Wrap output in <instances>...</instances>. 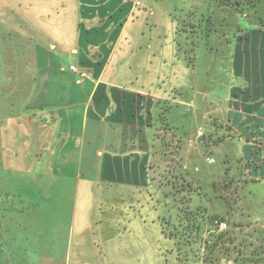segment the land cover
Masks as SVG:
<instances>
[{
	"label": "crops",
	"instance_id": "crops-1",
	"mask_svg": "<svg viewBox=\"0 0 264 264\" xmlns=\"http://www.w3.org/2000/svg\"><path fill=\"white\" fill-rule=\"evenodd\" d=\"M136 1L30 0V30L27 38L21 35L31 67L24 72L25 87L15 82L11 90L14 112L1 118L0 168L48 177L52 200L45 196V205L64 204L73 197L74 218L80 205L91 199V204L104 205V197L131 221L122 230L126 235L135 226L154 229L160 236L157 221L166 215L165 197L154 200V212L150 207L155 130L161 126L157 117L167 100L178 106L189 99L178 95L192 96L193 72L181 54V20L176 21L172 3ZM180 13L182 19L186 8ZM243 35L236 43V33L225 39L232 45L221 103L231 133L224 135L227 139L234 134L245 140L264 135V29L257 26ZM237 136L233 138L242 144L245 140ZM242 147L248 159L251 151L247 144ZM250 174L260 179L264 167ZM38 180L34 175L30 193L39 188ZM257 201L260 207L236 214V220L255 223L260 241L249 245L248 235L241 232L235 242L238 251L227 254L231 264H264V198ZM55 240L45 247L15 246L17 252L30 254L19 264H79L77 257L83 249L87 252L86 247ZM145 243L150 250V242ZM152 250L155 253V247ZM155 259L149 257L150 264H166L165 257Z\"/></svg>",
	"mask_w": 264,
	"mask_h": 264
},
{
	"label": "rangeland",
	"instance_id": "rangeland-1",
	"mask_svg": "<svg viewBox=\"0 0 264 264\" xmlns=\"http://www.w3.org/2000/svg\"><path fill=\"white\" fill-rule=\"evenodd\" d=\"M169 1L175 8L176 21L181 20L177 24V36L181 54L193 72V93L192 96H189L190 92L178 95L183 98L188 95L189 98L178 106L167 100L164 113L157 117L161 126L155 130L157 139L152 172L154 187L150 191V207L154 212L157 208L154 200L165 197L166 215L157 221L162 226L163 235L159 236L154 229L151 232L142 231L141 227L135 226L133 228L136 230L126 235L122 230L131 221L121 217L119 205H108L104 197L101 198L104 205L95 201L91 204L92 199L90 204L80 205L74 218L73 197L68 202L64 201V204L45 205L44 202L48 201L45 196L52 200L51 191L46 189L48 177L0 168V264L23 263V257L30 256L29 253L17 252L19 248L15 246L32 248L35 244L37 247H45L54 239H58L55 240L57 244L65 241L68 246L80 245L81 249L86 247L87 252L83 249L81 253L84 254L76 259L79 264H150V260L154 257L157 260L158 256L165 257L166 264H207L202 257H193V251L194 254L203 252L205 234L197 244H187L185 237L170 235L173 225L177 224L178 209L182 215L184 210L193 212V207L202 209L206 219L211 222L208 230L212 232H219L213 226L214 220L226 223L222 231L228 233L230 240L222 238L221 252L225 250L228 254L229 251H238L235 242L241 232L248 235L246 239L249 245L260 241L256 224L236 220V214L245 215L260 207V204H256L257 198H264V176L256 179L250 174V171L264 167V135L260 132V136L245 140L241 134H234L245 140L242 144L234 136L225 138L224 135L230 136L231 133L221 103L224 88L229 82L226 56L232 51V45H226L225 39L236 33V43L252 28L258 26L264 29V0H249L248 5H241L245 0ZM236 1L241 4L235 5L233 10L231 6ZM29 2L0 0V122L4 115L14 112L9 105L13 100L9 97L13 95L11 90L15 82L23 88L27 84L28 78L24 72L31 66L27 53L23 55L25 50L21 34L27 38L30 30L29 7L32 5ZM33 4H36L34 0ZM181 7L186 8L182 19ZM223 56L225 60H222ZM174 97L169 95L171 99ZM246 144L251 151L248 159L243 157L242 146ZM181 171L190 178L186 182L191 186L177 193L175 191L178 189L173 190L178 202L174 203L175 209L170 210L172 204H167L171 201V198H167L171 197L167 195L172 189L170 183L175 180L176 187L180 188L183 179L178 175L173 179L172 174ZM34 175L41 179L38 180L39 188L32 189L34 197L25 199V196L32 194L28 189L33 185ZM260 181H263L262 187ZM258 182L260 184L256 185ZM193 190L197 195L193 196ZM233 212L235 215L231 214ZM169 214L173 225L168 221L165 224ZM53 232L57 237L51 235ZM145 241L150 242V250L143 245ZM198 246L201 251H197ZM152 247H155V253ZM115 254H120V257L116 258ZM217 259V262L225 264H231L233 260L224 254Z\"/></svg>",
	"mask_w": 264,
	"mask_h": 264
},
{
	"label": "trees",
	"instance_id": "trees-1",
	"mask_svg": "<svg viewBox=\"0 0 264 264\" xmlns=\"http://www.w3.org/2000/svg\"><path fill=\"white\" fill-rule=\"evenodd\" d=\"M246 2H243L242 4L238 1H236L234 3L233 6H231V8L233 10H235V5H248L249 0H245ZM251 1V0H250ZM226 5V2H225ZM206 35V34H205ZM176 175H178V177H182V183H181V187L177 188L176 187V181L173 180L170 183V189L169 192L167 193V195L171 196V197H167V198H171V201L167 204H172V206L170 207V210L175 209V204L178 202V199H176L174 197V192L175 188L178 189L175 191V193L182 191V189L184 187L186 188H190V183L186 182L187 179L190 180L189 177H186V174H184L182 171L176 174H172V178L176 179ZM197 195L194 190H193V196ZM185 212L181 215L179 214V209H178V214H177V224L173 225L171 222V214L166 216V222H170L173 227L171 230V236H177L180 238H184L185 237V241L187 244H191V243H199L201 242V239L203 238V235L205 234V238H204V248H203V252H199V254H194L193 251V257L196 258H200L202 257V260L204 261V263L206 262L207 264H212V263H216L217 262V258L221 257L223 254L227 255V253L225 252V250L223 252H221L222 249V238L225 237L226 239H229L227 237L228 233L226 231H222L219 228H217V226H215V224H213V226L215 227V230H219V232H212L211 230H208V225L211 224V222L209 223V219H206V216L204 215V212L202 211V209H198V207H193V212H188L186 210H184ZM218 220V219H216ZM221 231V232H220ZM208 233H211L210 236H206ZM212 237V238H211ZM189 238V240H188ZM213 238H216V240L214 241ZM230 240V239H229ZM193 250V249H192ZM200 250L201 251V247L198 246L197 251ZM220 260V259H219ZM217 263H221V262H217Z\"/></svg>",
	"mask_w": 264,
	"mask_h": 264
},
{
	"label": "built area",
	"instance_id": "built-area-1",
	"mask_svg": "<svg viewBox=\"0 0 264 264\" xmlns=\"http://www.w3.org/2000/svg\"><path fill=\"white\" fill-rule=\"evenodd\" d=\"M136 5H139L140 4V1L137 0L135 2ZM71 70H76V67L75 65H70L69 66ZM81 76L84 75V73H81L80 74ZM199 135H201V132H198ZM214 224L215 226H217V228H219L220 230L224 229L226 227V223L224 221H219V220H214ZM217 264H225L224 262H221V263H217Z\"/></svg>",
	"mask_w": 264,
	"mask_h": 264
}]
</instances>
